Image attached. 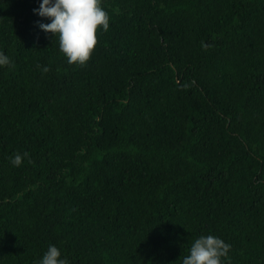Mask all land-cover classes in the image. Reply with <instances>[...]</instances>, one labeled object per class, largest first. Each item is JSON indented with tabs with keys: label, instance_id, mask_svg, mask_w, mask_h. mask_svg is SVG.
<instances>
[{
	"label": "trees",
	"instance_id": "16d2710c",
	"mask_svg": "<svg viewBox=\"0 0 264 264\" xmlns=\"http://www.w3.org/2000/svg\"><path fill=\"white\" fill-rule=\"evenodd\" d=\"M38 6L0 0V264H264V0H102L84 65Z\"/></svg>",
	"mask_w": 264,
	"mask_h": 264
},
{
	"label": "clouds",
	"instance_id": "9594fccd",
	"mask_svg": "<svg viewBox=\"0 0 264 264\" xmlns=\"http://www.w3.org/2000/svg\"><path fill=\"white\" fill-rule=\"evenodd\" d=\"M102 0H39L38 8L33 12L39 17L48 18L49 23H38V27L53 37H59V50L69 64L84 65L89 61L98 43L97 31L109 30L110 17L101 6ZM12 67L9 56L0 51V68ZM45 72L48 69H43ZM24 153L11 158L13 166L19 167ZM231 245L223 239L213 236H200L184 256L181 264H230ZM36 264H69L62 258L61 250L50 245Z\"/></svg>",
	"mask_w": 264,
	"mask_h": 264
}]
</instances>
